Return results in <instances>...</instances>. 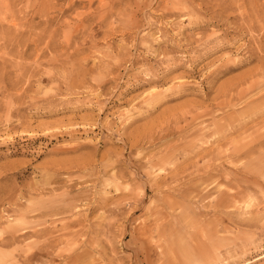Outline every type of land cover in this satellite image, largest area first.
Listing matches in <instances>:
<instances>
[{
    "label": "rangeland",
    "instance_id": "obj_1",
    "mask_svg": "<svg viewBox=\"0 0 264 264\" xmlns=\"http://www.w3.org/2000/svg\"><path fill=\"white\" fill-rule=\"evenodd\" d=\"M0 264H264V0H0Z\"/></svg>",
    "mask_w": 264,
    "mask_h": 264
},
{
    "label": "bare ground",
    "instance_id": "obj_2",
    "mask_svg": "<svg viewBox=\"0 0 264 264\" xmlns=\"http://www.w3.org/2000/svg\"><path fill=\"white\" fill-rule=\"evenodd\" d=\"M199 22V21H198ZM225 70H226V68H225ZM223 72V71H222Z\"/></svg>",
    "mask_w": 264,
    "mask_h": 264
}]
</instances>
